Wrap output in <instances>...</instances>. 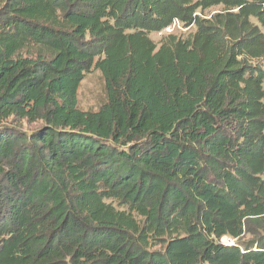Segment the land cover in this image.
<instances>
[{"label": "trees", "instance_id": "16d2710c", "mask_svg": "<svg viewBox=\"0 0 264 264\" xmlns=\"http://www.w3.org/2000/svg\"><path fill=\"white\" fill-rule=\"evenodd\" d=\"M0 264H264V0H0Z\"/></svg>", "mask_w": 264, "mask_h": 264}, {"label": "rangeland", "instance_id": "374dc122", "mask_svg": "<svg viewBox=\"0 0 264 264\" xmlns=\"http://www.w3.org/2000/svg\"><path fill=\"white\" fill-rule=\"evenodd\" d=\"M221 11V7H213L202 14V17L210 18L215 13ZM194 28H188L184 34H182L178 29H175L173 35L181 38H186L189 34L193 33ZM151 39L157 44L159 39H157L153 34ZM105 100L104 93V82L99 71L92 69L90 73L86 74L84 80L80 84L77 92L78 108L82 111H96L99 106ZM37 124H27L26 122L21 123L22 131H31Z\"/></svg>", "mask_w": 264, "mask_h": 264}, {"label": "built area", "instance_id": "2783aa9c", "mask_svg": "<svg viewBox=\"0 0 264 264\" xmlns=\"http://www.w3.org/2000/svg\"><path fill=\"white\" fill-rule=\"evenodd\" d=\"M175 29H178L182 34H184V32L187 30V28H184L180 21L177 20V19H174L173 22L167 26L165 29L159 31V32H156L154 34V36L157 38V39H160L161 37L163 36H166V35H170V34H173L174 30ZM220 242L222 244H225V245H231V242L227 239V238H222L220 240Z\"/></svg>", "mask_w": 264, "mask_h": 264}]
</instances>
